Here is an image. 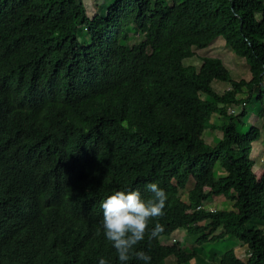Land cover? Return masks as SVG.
Masks as SVG:
<instances>
[{
    "label": "trees",
    "instance_id": "16d2710c",
    "mask_svg": "<svg viewBox=\"0 0 264 264\" xmlns=\"http://www.w3.org/2000/svg\"><path fill=\"white\" fill-rule=\"evenodd\" d=\"M132 29L141 38L129 44ZM218 36L251 79H232L219 56L185 64ZM214 79L232 87L221 93ZM243 87L249 95L239 98ZM255 87L264 105V0H115L92 16L84 0H0V264H120L101 202L129 190L147 199L150 182L168 194L161 235L186 228L198 244L230 235L250 250L247 260L231 247L209 261L179 241L145 239L136 250L150 264H264V180L250 156L262 132L239 129L247 109L228 110ZM215 113L226 122L212 145L204 133ZM190 179V199H181ZM220 194L231 208L205 205ZM61 214L73 245L38 235Z\"/></svg>",
    "mask_w": 264,
    "mask_h": 264
},
{
    "label": "rangeland",
    "instance_id": "374dc122",
    "mask_svg": "<svg viewBox=\"0 0 264 264\" xmlns=\"http://www.w3.org/2000/svg\"><path fill=\"white\" fill-rule=\"evenodd\" d=\"M87 6L89 16H92L94 13L99 11H106L108 6L112 4L115 0H84ZM141 35H139L134 29L130 31V37L128 40L129 44L138 43L140 41ZM195 54L192 57L186 58L184 60L186 65H195L198 67L202 63V57L205 55L219 56L221 57L228 69L231 71L232 79L240 80L246 79L249 80L252 77L250 71V66L245 60L244 57L236 54L233 49L225 42L223 36H218L215 40L208 46L200 48L194 47ZM214 88L219 92H224L227 89L232 87L230 81H224L220 79L213 80ZM259 89L257 87L253 90V98L251 101L242 102V103H229L228 110L233 113H241L245 108L248 111V114L243 117V121L246 126L239 125V129L242 132H246L249 125L259 126L262 132V138L254 142L253 149L251 151V158L254 159V171L258 179L264 180V105L257 100V95ZM206 94L203 93V96ZM249 95L248 89L243 87V89L237 93V97L245 98ZM226 122V119L215 113L212 115V118L207 123L206 132L204 133V139L206 142L215 145L218 140L223 135L222 124ZM248 125V126H247ZM219 168L216 171V174L220 175ZM194 179H190L185 187L178 194L181 199L188 200L190 199L191 190L194 186ZM209 186H207L208 188ZM175 199H172L174 202ZM205 205L210 208H231L232 201L228 199L225 195H211L207 200L204 201ZM222 230V227H219L214 233H218ZM199 234H190L186 228H178L172 232L171 235H163L161 241L166 244H173L175 242H180L182 247L192 251L195 250L197 253L207 258L209 261H217L221 253L227 249L234 247L236 253L239 257L244 260H247L250 255V250L247 248V245L240 243L239 240L232 238L230 235H226L223 238H220L213 242H205L204 244H198L196 242ZM187 264H197L195 260Z\"/></svg>",
    "mask_w": 264,
    "mask_h": 264
},
{
    "label": "clouds",
    "instance_id": "9594fccd",
    "mask_svg": "<svg viewBox=\"0 0 264 264\" xmlns=\"http://www.w3.org/2000/svg\"><path fill=\"white\" fill-rule=\"evenodd\" d=\"M145 191L151 194L147 199L139 190H129L116 191L101 202L103 234L116 250L120 264H128L133 257L150 264L152 257L142 250L137 251L136 247L145 239L149 242L158 240L165 231L159 219L166 214L168 194L157 182L146 184ZM153 220L157 222L150 226ZM43 234H55L73 245L74 226L70 219L61 214L46 219L44 230L38 233ZM38 252L54 263L60 261V254L53 248L39 246ZM99 264L109 262L100 258Z\"/></svg>",
    "mask_w": 264,
    "mask_h": 264
},
{
    "label": "crops",
    "instance_id": "0c3cea01",
    "mask_svg": "<svg viewBox=\"0 0 264 264\" xmlns=\"http://www.w3.org/2000/svg\"><path fill=\"white\" fill-rule=\"evenodd\" d=\"M247 248H248V246H247ZM236 250V249H235Z\"/></svg>",
    "mask_w": 264,
    "mask_h": 264
}]
</instances>
